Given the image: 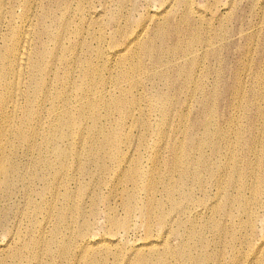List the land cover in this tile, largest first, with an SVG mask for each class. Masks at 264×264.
I'll return each mask as SVG.
<instances>
[{
  "label": "bare ground",
  "instance_id": "bare-ground-1",
  "mask_svg": "<svg viewBox=\"0 0 264 264\" xmlns=\"http://www.w3.org/2000/svg\"><path fill=\"white\" fill-rule=\"evenodd\" d=\"M213 1L0 0V264H102L88 259L95 252L104 264L111 254L119 264H264V94L256 103L260 79L248 70L235 85L226 69L214 80L220 44L211 26L231 7L203 23ZM126 5L119 19L101 21ZM207 58L210 88L236 100L252 94L241 95L240 109L258 105L233 137L230 109L199 87ZM190 84L183 100L176 87ZM147 108L160 129L174 124L160 137L181 132L176 124L193 110L197 120L187 142L168 149L164 173L157 152L134 165L135 144L123 153L118 140L120 130L126 142L145 140L148 124L136 123ZM117 177L113 189L122 190L111 199L113 191L90 190ZM136 229L139 244L128 240ZM203 230L224 236L231 254L222 260L224 244L211 250Z\"/></svg>",
  "mask_w": 264,
  "mask_h": 264
},
{
  "label": "rangeland",
  "instance_id": "rangeland-1",
  "mask_svg": "<svg viewBox=\"0 0 264 264\" xmlns=\"http://www.w3.org/2000/svg\"><path fill=\"white\" fill-rule=\"evenodd\" d=\"M223 3H226L227 4L226 6L231 7V11L223 15L222 18L212 17L216 11H219L222 14L226 12V9L228 8L223 7L222 5ZM214 4L215 5L211 6L210 9H206L205 11L202 10L203 13L201 15V21H203V23L204 22L210 23L213 20V19L211 20V18H214L216 21V23H213L211 27L213 30H216V32L218 33L217 41L219 42L220 47L217 50L219 51L220 57L215 65L217 73L214 75V80L215 79L221 80L223 71L226 69L227 72L225 74V79H224L225 83L229 82L235 85L238 82L239 78L244 79L242 73L248 70L251 73L252 79H254L255 77H259L260 79L259 85L255 87L254 93L256 95L254 99L255 100L258 99L256 103L261 102L260 99L264 94V53L262 52V49L264 47V0H233V4H231V0H218L217 2H214ZM200 5H204V0H195V7H199ZM127 6L128 5L122 7L120 12H113L109 10V12L102 17L101 21L103 23H106L108 21H111L112 17L119 19L120 15H124L127 13ZM155 9L156 8H151L150 10L154 11ZM218 23L224 24V27L221 31L218 30L220 26ZM248 47L250 52L245 56V54L243 55V53ZM208 64H209V58L206 59V67L203 66L201 68L203 70V76L199 80V87H203V89L209 90L210 94L215 96V99L212 100V102L215 105L221 104V106L223 107V105L226 104L228 110L230 109L229 112L226 114L227 115L232 114L234 116V123L230 125L226 124L224 126L225 129H227L229 132L228 137H233L234 126L236 124L241 125L246 121V117H245L246 112H248L250 115L255 114V110L258 112V105L255 104L254 107L253 106L254 104H251L248 108L246 107L244 109L243 107V109H240L239 107L243 102L241 95L245 94L248 98L251 99L253 98L252 94L241 93L239 95V98L236 100L235 95H231L227 92L222 95L223 90L221 87L210 88L207 85V71L209 70V68H207ZM184 86L185 85H178L176 87V91L177 92L179 91L178 96L180 98H182L183 100H188L190 98L189 96L190 92L194 90V85L190 84L187 85L186 87ZM155 91L156 93H160V94L167 92V90H164L162 81H156ZM182 93L186 95L185 98L183 97ZM193 113L194 110L190 113V116L186 117L187 119L184 118L179 123L176 124V126L179 125V127L177 128L178 130H181V132L179 131L178 133L172 135L171 137L169 136L160 137L159 134H162V131H165V129H167L169 132L172 131L174 124L165 126L163 129H160L161 125H160L159 115L157 116L156 111H152L148 108L145 109V115L136 123V125H139L140 127L144 126L145 124H148L149 127L146 128L145 130L143 127V133L147 134L145 140H142V136L140 134L139 137L131 138L129 142H126L123 132L121 130L118 131V140L119 141L121 140V142L124 143L122 152L123 153L125 152L126 145L135 144L137 148V153L135 152V156L133 157L134 165L138 164L137 158L141 160V164L144 163L148 164L149 163L148 160H151V157L148 156L151 153L157 152L154 157L157 160L159 158L160 162L155 168V170L156 172L164 173L167 167L163 165V162L165 160H171L172 158V153L168 149L171 148L173 144L180 143L181 145H183L187 142L186 134L190 130L191 123L195 124V122L197 121L196 119H191ZM254 121H255V117L253 116L251 122L253 123ZM217 122L218 121L214 123L220 125ZM104 123L108 127L111 126L110 121H105ZM262 126H264V120L262 121ZM183 128L184 130L182 131ZM213 130L216 131L215 128H213ZM168 142L170 143L166 147V144ZM177 155L181 156V153L177 152ZM117 174H119V172H117ZM175 178L176 175L174 174L173 179ZM87 182H89V180H87ZM110 182L111 185L109 187H102L100 189H96L90 184V190L95 189L97 192H100L101 194L104 195H108L111 191H113L114 193L110 197L111 199L116 193H119L122 190L123 184L120 183L117 189L115 190L113 189V184L115 182H120L119 178L118 177L114 178ZM116 200L117 199H115L113 204L117 202ZM116 209L119 213H121L119 208L116 207ZM207 214L209 215V213ZM103 219H104V215L101 214L99 223L96 225L95 229H93L96 238L103 237L104 234V225L102 224ZM220 219L222 220V218ZM218 221H219V217L217 218V222ZM131 224H133V222ZM141 233L142 231L140 229L131 230L128 233V240L131 242L135 241V243L139 244L141 242L140 239ZM202 235L203 238H207L211 250L216 251L219 244L221 243L224 244L225 248L222 254L223 257L222 260L224 258H227L231 254V252L229 253V248L226 246L228 242L224 236H217V235L215 236L213 235V232H210L208 230H203ZM169 240L171 241L173 246L176 244L177 240L175 238H170ZM219 248L222 249L221 246H219ZM111 250L120 252L117 249H111ZM100 257L102 260V264H104V260L106 258L105 254H99L98 252H95L94 254H91V256H89L88 259L94 260ZM118 260L119 257L116 258L112 254L107 256L108 264H119ZM246 260H247L246 258H243L241 262H239V264H247ZM177 263L178 262H176V264Z\"/></svg>",
  "mask_w": 264,
  "mask_h": 264
}]
</instances>
